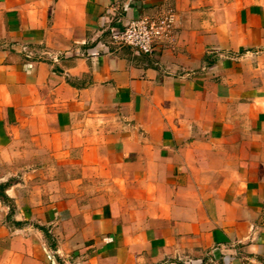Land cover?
Returning a JSON list of instances; mask_svg holds the SVG:
<instances>
[{"label": "crops", "instance_id": "0c3cea01", "mask_svg": "<svg viewBox=\"0 0 264 264\" xmlns=\"http://www.w3.org/2000/svg\"><path fill=\"white\" fill-rule=\"evenodd\" d=\"M172 10L150 54L110 41ZM264 264V0H0V264Z\"/></svg>", "mask_w": 264, "mask_h": 264}, {"label": "built area", "instance_id": "2783aa9c", "mask_svg": "<svg viewBox=\"0 0 264 264\" xmlns=\"http://www.w3.org/2000/svg\"><path fill=\"white\" fill-rule=\"evenodd\" d=\"M174 22V13L168 10L156 15H141L128 20L120 31L110 34L117 47H128L137 53L150 54L166 38ZM243 264H249L247 261Z\"/></svg>", "mask_w": 264, "mask_h": 264}]
</instances>
